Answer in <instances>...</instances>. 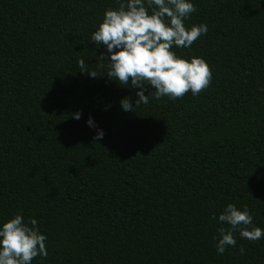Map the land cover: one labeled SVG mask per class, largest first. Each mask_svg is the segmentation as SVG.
<instances>
[{
  "label": "trees",
  "instance_id": "1",
  "mask_svg": "<svg viewBox=\"0 0 264 264\" xmlns=\"http://www.w3.org/2000/svg\"><path fill=\"white\" fill-rule=\"evenodd\" d=\"M192 2L208 31L172 50L209 86L135 106L90 42L118 0H0V221H37L31 264H264V238L217 254L213 218L247 206L264 228V0Z\"/></svg>",
  "mask_w": 264,
  "mask_h": 264
},
{
  "label": "clouds",
  "instance_id": "2",
  "mask_svg": "<svg viewBox=\"0 0 264 264\" xmlns=\"http://www.w3.org/2000/svg\"><path fill=\"white\" fill-rule=\"evenodd\" d=\"M118 4V8L105 10L102 21L90 34V42L104 46L107 60L104 53L98 59L109 65L107 78L125 88L136 89L135 106L147 104L150 97L177 99L189 91L196 96L209 86L212 73L203 58L185 59L172 50L189 48L208 31L204 23L185 27L184 22L196 11L192 0H118ZM78 64L81 73L97 77L85 60H79ZM148 86L154 91L146 96ZM119 104L125 112L134 107L130 96L121 98ZM72 118L79 120L81 113H74ZM86 124L95 128L91 117ZM103 136V130L96 129L93 139L101 140ZM213 218L221 225L214 237L219 255L236 246L235 233L249 241L264 238V228L253 224L247 206L238 209L229 203ZM46 240L37 221L34 218L25 221L22 213L0 221V264H31L38 256L46 258ZM240 251L244 252L243 247Z\"/></svg>",
  "mask_w": 264,
  "mask_h": 264
}]
</instances>
